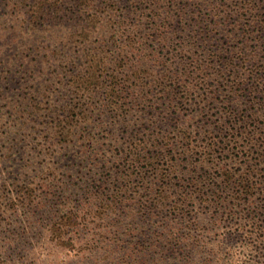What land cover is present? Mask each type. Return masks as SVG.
<instances>
[{"label": "trees", "instance_id": "16d2710c", "mask_svg": "<svg viewBox=\"0 0 264 264\" xmlns=\"http://www.w3.org/2000/svg\"><path fill=\"white\" fill-rule=\"evenodd\" d=\"M4 7L5 18L0 19V57L5 63L0 68L5 75L2 79L10 76L14 67L46 62L45 66L50 68L48 63L53 57L60 63L52 72L56 71L59 76L61 70H71L77 89L82 80V88L87 91H82L83 106L91 105L124 122L129 115L132 122L125 124L131 127L128 130L131 136L141 132L145 136L139 140L133 138L128 145H118L108 156H103L100 174L110 187L107 192L95 190L97 187L86 190L95 198V216L101 221L88 218L92 208H82L83 214H80L77 204L70 198L63 199L52 184L46 187L43 198L35 193V188L25 186L26 197L22 202L29 209L45 210L52 233L58 238L54 244L63 251L57 254L63 258L47 260L46 264H161L162 254L167 251L183 259L182 234L172 225L162 231L152 222L151 212L167 203L175 210L185 206L184 199L170 202L164 186L170 182V172L177 171L173 160L177 157L186 160V152L193 157L191 136H200V128L209 130L222 118L229 123L225 136H237L232 129L244 116L239 115L233 103L237 100L254 108L255 99L260 101L258 93L264 92V61L261 62V57L253 58L258 47L264 50V0L228 3L227 0H4ZM96 24H103L100 29L109 32L103 39L107 44L118 45L125 38L124 47L118 50L120 57L114 62L118 65L126 57L124 53L133 51L135 55L134 50H139L133 30L145 31L143 39L156 42L167 56H156L157 74L150 79L152 72L136 68L125 76L110 73L101 80L96 72L106 66L101 65L97 54L90 49H83L79 64L73 56L63 61L55 50L49 49L48 42L56 29L61 38L82 42L90 38L94 25L99 27ZM229 37L236 42L225 46ZM72 64L74 68L70 67ZM91 68L94 69L90 71ZM2 79L0 75V85ZM150 86L155 91L146 94L145 89ZM63 98L53 103L34 101L23 108L25 112L17 116L15 132L25 135L43 124L48 133L56 134L62 133L69 121L90 120L88 114L80 115L77 104L61 103ZM215 107L217 111L210 113ZM38 118L46 121L37 122ZM187 123H193L196 130L189 129ZM251 131L246 129L243 133L250 136ZM211 136L215 135L211 133ZM58 138L68 140L65 136ZM216 145L215 142L199 145L200 159L211 160L212 147ZM228 172L229 189L235 172L223 168L220 175ZM147 175L161 181L162 187L151 188ZM202 176L201 184H194L197 195L208 193L213 181L210 172L204 171ZM211 195L217 201L226 198L222 190H213ZM151 236L155 242L153 250ZM11 251L5 247L0 264H31L25 260L27 254L21 248L12 257ZM8 258L10 261L6 263Z\"/></svg>", "mask_w": 264, "mask_h": 264}, {"label": "rangeland", "instance_id": "374dc122", "mask_svg": "<svg viewBox=\"0 0 264 264\" xmlns=\"http://www.w3.org/2000/svg\"><path fill=\"white\" fill-rule=\"evenodd\" d=\"M4 10V0H0V19L5 18ZM96 25L99 27H92L90 38L82 42H72L65 36L61 38L56 29L55 33L52 32L53 39L48 42L49 49L51 47V50H55L63 61H68L73 56L77 64L82 61L80 57L83 49H90L97 54L101 65L104 63L106 66L96 72L101 80H105L110 73H122L125 76V73L136 71V68L152 72L150 79L157 74L159 66L155 61L156 56H167L165 50L160 51L156 42L143 39L145 31L138 29L136 33L133 30L137 38L135 45L139 50H134L135 55L133 51L124 53L126 57L123 56V61L118 65L114 62L120 57L117 55L118 50L124 47L125 38L118 45L107 44L103 39L109 32L100 29L103 24ZM227 41L225 46L236 42L230 37ZM261 50L262 47H258L253 60L261 57V62L264 61V50ZM1 57L0 68L5 65ZM50 59V68L45 66L46 62H38L35 66L14 67L12 74L6 79H2L5 75L0 72V254L6 247L12 250V257L21 248L27 254L25 260L31 264H46L47 260L61 259L63 257L57 254L63 251L54 244L58 238L52 233L45 210L35 211L34 207L29 209L22 202L23 197H26L25 186L35 188V193L43 198L46 187L52 184L53 190L61 193L63 199L70 198L77 204L75 206L80 214H83L82 208H92L87 217L101 221L98 215L95 216V198L87 194L86 190L97 187L95 190L107 192L110 187L103 182L100 174L104 164L103 156H108L118 145H128L133 138L139 140L145 137L142 132L138 136H131L128 131L131 127L125 124L132 122L129 115L124 122L111 117L108 112L92 108L91 105L83 106L84 98L81 95L85 89L82 88V80L77 89V84L70 75L71 70H61L58 76L52 70L60 62L53 57ZM73 66L72 64L70 67ZM110 66L111 69H108ZM154 91L155 88L151 86L145 89L146 94ZM258 96L261 99H255L257 102L254 108L248 107V103L240 104L243 102L237 100V103H233L234 108H238L239 115L244 116L232 129L237 136H225L229 123L226 118H222L216 126L223 130H216V126L209 130L203 127L198 130L200 136H191L193 157L186 152V160L182 157L173 160L177 171L170 172V182L164 187L168 190L170 202L184 199L185 206L180 207L182 210H175L169 203L163 207L157 206L153 209L154 213L151 212V220L162 231H167L169 225L178 229L182 234L181 243L185 254L179 260L174 253L167 251L162 254L164 258L161 264H264V92L258 93ZM62 97L61 103L77 104L80 115L88 114L91 116L90 120L83 123L69 121L62 128L63 132L58 131L56 134L48 133L43 124L37 125L38 127L31 129V133L25 135L15 132V124L19 122L17 116L25 112L23 108L29 107L34 101L50 100L53 103ZM239 105L242 107H238ZM214 111H217V107L210 113ZM251 115L253 116L247 118ZM245 118L247 122L243 123ZM36 121L46 119L38 118ZM187 126L196 130L193 123H187ZM246 129L252 130L250 136L244 135ZM206 132L208 134L204 136ZM211 133L215 136H211ZM59 136H65L68 140L61 141ZM210 142L218 144L212 147L213 157L211 160L200 159V146ZM175 152L173 153L176 155ZM193 167L194 170L191 169ZM223 168L230 173L235 172L233 180L230 178L229 189L226 181L229 172L225 176L220 175ZM204 171L211 173L213 181L208 193L197 195L194 193V184H201ZM153 178L148 175L146 178L151 188L156 190L157 185L162 187L161 181ZM55 183H61L62 186L57 187ZM213 190H222L223 197L226 198L221 199L222 201L213 200ZM61 233L62 231L59 234ZM151 243L153 250V236ZM165 243L163 240L162 244ZM9 261L10 258L6 259V263Z\"/></svg>", "mask_w": 264, "mask_h": 264}]
</instances>
